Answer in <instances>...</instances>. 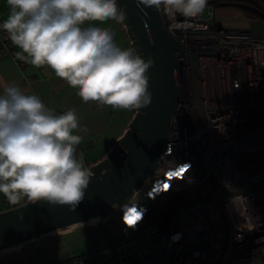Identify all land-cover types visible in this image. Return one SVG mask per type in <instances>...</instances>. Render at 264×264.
Segmentation results:
<instances>
[{"label": "built area", "instance_id": "2783aa9c", "mask_svg": "<svg viewBox=\"0 0 264 264\" xmlns=\"http://www.w3.org/2000/svg\"><path fill=\"white\" fill-rule=\"evenodd\" d=\"M256 1L264 7V0ZM209 5L211 15L206 9L192 21V28L174 34L160 10L167 31L183 45L217 49L218 54L198 59L199 114L188 59L177 53L184 87L160 164L169 169L174 163H190L184 180L187 191L167 232L139 224L132 234L138 241L128 239L120 247L130 255L122 264H264V25H256L262 26L260 31L253 29L255 25L248 30L218 28L212 0ZM183 19L177 14V20ZM18 51L0 29V55L20 68L25 61L16 58ZM222 126L223 133L218 130ZM238 193L248 201L247 207L240 206L247 223L231 203ZM177 233L180 238L173 241Z\"/></svg>", "mask_w": 264, "mask_h": 264}, {"label": "clouds", "instance_id": "9594fccd", "mask_svg": "<svg viewBox=\"0 0 264 264\" xmlns=\"http://www.w3.org/2000/svg\"><path fill=\"white\" fill-rule=\"evenodd\" d=\"M7 4L10 15L0 29L21 49L17 59L51 68L77 89L85 103L139 110L151 102L148 69L155 67L154 61L144 59L135 48L119 47L107 28L83 27L86 21L122 23L127 13L117 0H7ZM139 5L162 10L173 34L192 28V21L206 9L211 15L209 0H138ZM177 14L184 19L177 20ZM80 127L75 108L57 114L39 96L25 94L15 81L7 83L0 94V193L10 204L46 201L75 209L81 203L94 174L77 155L83 137L73 133ZM218 130L225 131L223 126ZM190 168V163H174L166 179L153 182L147 197L169 191L171 181L185 180ZM231 203L244 216L240 206L247 207V198L238 193ZM119 210L122 222L132 230L147 212L134 196L119 204Z\"/></svg>", "mask_w": 264, "mask_h": 264}, {"label": "water", "instance_id": "95a60500", "mask_svg": "<svg viewBox=\"0 0 264 264\" xmlns=\"http://www.w3.org/2000/svg\"><path fill=\"white\" fill-rule=\"evenodd\" d=\"M117 4L127 13L121 25L131 48L144 59L150 57L154 61L155 67L148 69L151 102L134 111L126 129L105 156L88 167L94 175L75 209L40 201L0 211V256L13 254L24 244L43 236L108 218L114 212L112 205L119 207L127 202L157 174L178 97L184 87L177 53L188 59L195 106L197 113L202 112L198 59L208 53L218 54V50L183 45L167 31L160 10L138 6V0H117ZM118 251L121 260L118 258L116 264L130 258L124 255L126 250L120 248ZM129 263L133 261L125 262Z\"/></svg>", "mask_w": 264, "mask_h": 264}, {"label": "crops", "instance_id": "0c3cea01", "mask_svg": "<svg viewBox=\"0 0 264 264\" xmlns=\"http://www.w3.org/2000/svg\"><path fill=\"white\" fill-rule=\"evenodd\" d=\"M9 15L7 0H0V20L3 22ZM83 27L107 28L113 32L114 42L119 47L131 48L121 23L111 19L104 22L86 21ZM12 46L21 51L17 46ZM11 81H15L25 94H34L44 99L46 106L57 114L66 112L69 108L77 110L81 127L74 130L73 134L83 137L81 144L77 146V155L82 157L87 168L105 156L124 132L135 111L113 109L95 101L85 103L76 94L77 89L57 77L51 68H37L30 62H25V66L19 68L10 57L0 55V94ZM13 206L17 205L10 204L0 193V211Z\"/></svg>", "mask_w": 264, "mask_h": 264}, {"label": "rangeland", "instance_id": "374dc122", "mask_svg": "<svg viewBox=\"0 0 264 264\" xmlns=\"http://www.w3.org/2000/svg\"><path fill=\"white\" fill-rule=\"evenodd\" d=\"M212 3L214 7L213 23L218 28L230 30H248L250 26L256 31L262 30L256 25L264 24L257 11L250 9L245 2L229 1ZM262 23V24H261ZM168 171H161L136 192V198L143 207L148 201L147 193L154 181L164 180ZM176 179L171 181L174 183ZM122 212L114 207L108 218L93 224L76 225L69 231L54 233L41 237L39 240L23 245L13 254L0 256V264H62L82 259L83 264H116L119 249L128 239L137 242L132 235L136 230L127 229L121 220ZM100 222L103 232L96 233V224ZM158 239V237H157Z\"/></svg>", "mask_w": 264, "mask_h": 264}, {"label": "trees", "instance_id": "16d2710c", "mask_svg": "<svg viewBox=\"0 0 264 264\" xmlns=\"http://www.w3.org/2000/svg\"><path fill=\"white\" fill-rule=\"evenodd\" d=\"M225 1L226 0H212V3H226ZM234 1L247 3L250 9L253 11H257L259 13V16L264 20V7L260 6L256 0ZM162 17L165 21V17L163 14ZM162 170L168 171L169 169H166L161 164H159L157 174ZM166 177L167 175L165 176V179ZM175 179L176 181L171 184V188L169 189V191L157 194L154 199H148L145 206L147 212L142 222L146 225L156 227L159 233H165L168 231L174 209L179 200L185 195L187 191L184 180L180 178ZM96 228V233L104 231L100 222L96 224Z\"/></svg>", "mask_w": 264, "mask_h": 264}, {"label": "snow or ice", "instance_id": "6c2138e0", "mask_svg": "<svg viewBox=\"0 0 264 264\" xmlns=\"http://www.w3.org/2000/svg\"><path fill=\"white\" fill-rule=\"evenodd\" d=\"M181 171H183V170H181Z\"/></svg>", "mask_w": 264, "mask_h": 264}, {"label": "bare ground", "instance_id": "6f19581e", "mask_svg": "<svg viewBox=\"0 0 264 264\" xmlns=\"http://www.w3.org/2000/svg\"><path fill=\"white\" fill-rule=\"evenodd\" d=\"M245 255V254H244Z\"/></svg>", "mask_w": 264, "mask_h": 264}]
</instances>
